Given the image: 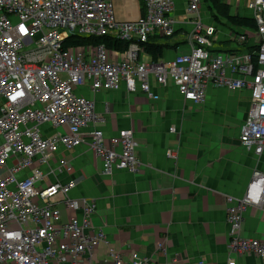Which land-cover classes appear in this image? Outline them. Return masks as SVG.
Returning <instances> with one entry per match:
<instances>
[{"label":"built area","instance_id":"2783aa9c","mask_svg":"<svg viewBox=\"0 0 264 264\" xmlns=\"http://www.w3.org/2000/svg\"><path fill=\"white\" fill-rule=\"evenodd\" d=\"M143 2L142 17L118 23L111 0H0V264H95L96 249L107 243L104 234L92 227L95 200L70 198L75 181H58V174L69 176L73 167L64 156L57 160V151L86 145L100 159L104 176L114 169L135 174L139 161L132 130L119 131L108 140L103 137L98 129L103 119L96 115L94 103L75 93L87 82L93 92L123 86L127 95L139 90L155 101L158 96L151 91L150 80L165 87L170 79L184 103L193 107L205 103L209 86L247 89L250 107L239 143L257 158L263 153L264 0L236 1V10L250 11L256 31L230 29L228 40L238 45L228 46L232 52L214 50L216 30L203 25L199 14L204 1L184 0L192 16V29L186 34L192 49L169 62L141 57H146L142 45L151 36L174 35L170 16L174 2ZM105 36L128 43L120 61L110 59L102 45L64 48L70 37ZM42 125L66 132L44 138ZM166 156L174 159L176 152L167 151ZM23 171L30 175L18 179ZM225 200L228 255L253 254L264 261V242L241 232L247 208L264 212V175L254 170L243 195ZM107 255L112 264H150L137 253L125 260L109 248ZM228 264L235 262L230 259Z\"/></svg>","mask_w":264,"mask_h":264},{"label":"crops","instance_id":"0c3cea01","mask_svg":"<svg viewBox=\"0 0 264 264\" xmlns=\"http://www.w3.org/2000/svg\"><path fill=\"white\" fill-rule=\"evenodd\" d=\"M173 2L174 35L151 36L153 43L164 46L159 62L172 61L192 49L186 41L192 16L184 0ZM199 14L203 25L216 30L214 50L221 49L217 44L229 41L230 28L209 21L202 7ZM250 38L251 46L254 39ZM109 53L112 60L122 59L123 53ZM141 60L151 61L147 56ZM150 89L157 100H148L139 90L127 95L123 86L116 91L93 92L87 82L75 90L94 103L96 115L103 119L98 129L106 140L122 130L134 132L139 161L135 174L114 169L104 176L100 159L86 145L57 151L56 159L64 156L73 167L71 175H57L60 183L75 181L69 197L96 202L92 227L104 234L107 243L96 249L95 264H112L109 248L125 260L130 253H137L150 264H228L230 259L235 264H264L253 254L230 257L227 250L225 198L241 197L254 170L264 175V150L257 158L239 143L250 107L249 90L209 86L205 103L193 107L184 103L170 79L165 87L151 79ZM170 128L175 129L174 134L169 133ZM65 132L49 125L40 127L44 138ZM167 151L176 152V158H168ZM39 169L48 172L46 166ZM28 175L30 171H23L18 179ZM49 180L55 181L52 176ZM58 208L63 210L61 205ZM241 232L245 238L264 242V212L247 208Z\"/></svg>","mask_w":264,"mask_h":264},{"label":"trees","instance_id":"16d2710c","mask_svg":"<svg viewBox=\"0 0 264 264\" xmlns=\"http://www.w3.org/2000/svg\"><path fill=\"white\" fill-rule=\"evenodd\" d=\"M140 4V16L145 14L143 0H138ZM208 5V9L211 11L212 19L215 22L225 23L232 31L235 29H243L253 33L256 31L255 23L250 17H243L238 13L231 15V5L225 0H203ZM231 44L230 41L220 42L219 46L226 51L232 52L233 49H229L228 46ZM105 46L108 50L115 51L117 53H124L128 48V43L119 41L111 37H100V38H83V37H70L65 40L64 48L67 47H86V46ZM142 48L147 57L153 62L159 61L162 57L164 46L156 45L149 39L148 43L142 45ZM246 52L251 51L250 48L245 50ZM252 53V52H251Z\"/></svg>","mask_w":264,"mask_h":264},{"label":"rangeland","instance_id":"374dc122","mask_svg":"<svg viewBox=\"0 0 264 264\" xmlns=\"http://www.w3.org/2000/svg\"><path fill=\"white\" fill-rule=\"evenodd\" d=\"M227 3L231 5V15H235V13L240 14L243 17L251 16L250 11L241 8L236 10V1L237 0H225ZM244 1V0H243ZM203 9L207 11V16L209 21H213L211 16V11L208 9V5L206 3H201ZM112 7L114 11L115 21L118 23H127L137 21L140 16V4L138 0H112ZM221 133V130H219Z\"/></svg>","mask_w":264,"mask_h":264},{"label":"clouds","instance_id":"9594fccd","mask_svg":"<svg viewBox=\"0 0 264 264\" xmlns=\"http://www.w3.org/2000/svg\"><path fill=\"white\" fill-rule=\"evenodd\" d=\"M152 61V60H151Z\"/></svg>","mask_w":264,"mask_h":264}]
</instances>
